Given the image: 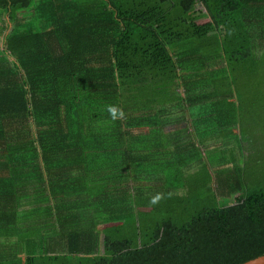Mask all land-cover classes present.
Here are the masks:
<instances>
[{"label":"trees","instance_id":"1","mask_svg":"<svg viewBox=\"0 0 264 264\" xmlns=\"http://www.w3.org/2000/svg\"><path fill=\"white\" fill-rule=\"evenodd\" d=\"M0 13V264L264 255V0Z\"/></svg>","mask_w":264,"mask_h":264},{"label":"water","instance_id":"2","mask_svg":"<svg viewBox=\"0 0 264 264\" xmlns=\"http://www.w3.org/2000/svg\"><path fill=\"white\" fill-rule=\"evenodd\" d=\"M243 264H264V255Z\"/></svg>","mask_w":264,"mask_h":264},{"label":"clouds","instance_id":"3","mask_svg":"<svg viewBox=\"0 0 264 264\" xmlns=\"http://www.w3.org/2000/svg\"><path fill=\"white\" fill-rule=\"evenodd\" d=\"M109 111H110V112H112V113H113V115H115V109H114V108H109ZM121 115H123V113H121ZM158 199H159V197H156V198H154V199H153V201H152V202H153V203H155V202H156V200H158Z\"/></svg>","mask_w":264,"mask_h":264},{"label":"rangeland","instance_id":"4","mask_svg":"<svg viewBox=\"0 0 264 264\" xmlns=\"http://www.w3.org/2000/svg\"><path fill=\"white\" fill-rule=\"evenodd\" d=\"M7 20V18H5V15L3 13H0V24L4 21ZM0 46H1V42H0Z\"/></svg>","mask_w":264,"mask_h":264}]
</instances>
